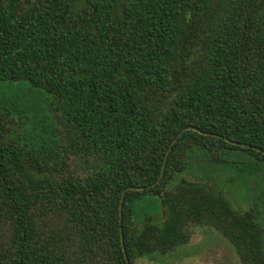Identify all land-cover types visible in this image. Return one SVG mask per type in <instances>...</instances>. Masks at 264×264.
<instances>
[{
  "label": "trees",
  "instance_id": "1",
  "mask_svg": "<svg viewBox=\"0 0 264 264\" xmlns=\"http://www.w3.org/2000/svg\"><path fill=\"white\" fill-rule=\"evenodd\" d=\"M258 148L264 0H0V264H140L196 224L264 264V205L189 169L262 175Z\"/></svg>",
  "mask_w": 264,
  "mask_h": 264
},
{
  "label": "rangeland",
  "instance_id": "2",
  "mask_svg": "<svg viewBox=\"0 0 264 264\" xmlns=\"http://www.w3.org/2000/svg\"><path fill=\"white\" fill-rule=\"evenodd\" d=\"M194 158V157H193ZM191 173L205 177L228 193L236 206L246 208L255 202L254 196L264 191V174L252 176L229 166H212L197 159L189 168ZM189 170V171H190ZM188 171V172H189ZM234 177V181L230 178ZM138 218L162 211L158 197L147 196L137 206ZM261 220L264 222V214ZM193 234L187 244L167 254L156 253L141 260L140 264H243L236 246L222 232L211 225H193Z\"/></svg>",
  "mask_w": 264,
  "mask_h": 264
},
{
  "label": "water",
  "instance_id": "3",
  "mask_svg": "<svg viewBox=\"0 0 264 264\" xmlns=\"http://www.w3.org/2000/svg\"><path fill=\"white\" fill-rule=\"evenodd\" d=\"M188 129L201 130L200 128L195 127V126H188V127L182 129V130L179 132L178 136L174 139L172 145L170 146V148H169V150H168V152H167V156H166V158H165V163H164V168H163V171H162V174H161L159 180H161V178L163 177V175H164V173H165V168H166V164H167V159H168V156H169L170 151L172 150L173 145L178 141V138H179V137H180V136H181L186 130H188ZM241 144H243V145H248V144H245V143H241ZM249 146H250V145H249ZM258 149H259V150H262L261 148H258ZM262 151L264 152V150H262ZM159 180H158V181H159ZM158 181L155 182V183L150 184V185L147 186V187H153V186H155V185L158 183ZM145 188H146V186H130V187L126 188V190L123 192L122 202H121V211H120V219H121V222H122V220H123V201H124V197H125L126 191H127L128 189H138V190H143V189H145ZM122 232H123V226H122ZM122 240H123V242H124L123 234H122ZM123 244H124V251H125V255H126L127 260H128V264H130V263H129L128 252H127V249H126L125 243H123Z\"/></svg>",
  "mask_w": 264,
  "mask_h": 264
}]
</instances>
